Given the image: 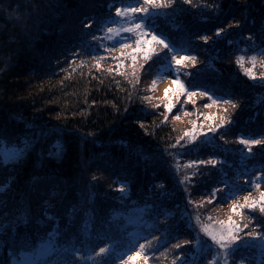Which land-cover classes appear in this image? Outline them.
I'll list each match as a JSON object with an SVG mask.
<instances>
[{"label": "trees", "instance_id": "trees-1", "mask_svg": "<svg viewBox=\"0 0 264 264\" xmlns=\"http://www.w3.org/2000/svg\"><path fill=\"white\" fill-rule=\"evenodd\" d=\"M141 6L0 0V264H264V240L246 235H264V145L240 143L264 139V0L116 13ZM173 56L179 84L155 99ZM180 85L197 95L175 96ZM230 227L240 239L227 249L204 231ZM135 244L142 256L127 260Z\"/></svg>", "mask_w": 264, "mask_h": 264}, {"label": "snow or ice", "instance_id": "snow-or-ice-1", "mask_svg": "<svg viewBox=\"0 0 264 264\" xmlns=\"http://www.w3.org/2000/svg\"><path fill=\"white\" fill-rule=\"evenodd\" d=\"M191 0H184V3H190ZM173 3V0H144V5H147L148 7L145 6H141V7H135V8H125V9H121V8H116V13L117 15H121V16H125L128 13H148L150 8H157V7H167L168 5H171ZM142 27H146L143 25V21H141V23H137L134 25V27H128V28H117V29H113V28H109L108 32L112 33V32H120V31H127V32H132L134 29L135 30H140ZM225 29L223 28H218L216 29V35L219 36ZM141 35H148V33L146 32H141ZM93 39H96V37H93ZM200 39L204 40L205 42H207L209 40V37L204 35L201 36ZM251 39V38H250ZM151 41H154L156 44L158 45H162L164 48L168 49V51L172 52L175 51V49L168 43L165 42L164 39H162L159 35H151ZM147 41H141V40H137L136 41V45L138 47H143V44L146 43ZM129 45L126 43H120V49H126ZM121 55H124V52L121 51L120 53ZM131 55V54H130ZM132 59L133 61L136 60L135 55H132ZM151 59L150 55H149V50H146L144 53V60L147 61ZM172 59L179 64L180 60H184V59H188V60H192L195 61L196 57L195 56H188V57H181L180 60H176V57L173 56ZM239 62V59L238 61ZM97 67H99V65H96ZM247 75H249L250 77H252V73L249 70L247 72ZM253 79H255L254 77H252ZM173 83H176V81H173ZM262 83H264V81H262ZM167 92V89L165 90ZM183 92L184 95H186L188 97L189 100L192 99L193 96L197 95L196 92L193 91H184V86L180 85V91H178L177 93H175V96L179 97L181 95V93ZM199 95L201 96H208L209 99L212 100V102L215 103H220L223 102L224 104H231V106L233 108L237 107V105L235 103H232L231 99H224V97H216L214 98V95H210L208 90H203L201 92H199ZM194 102V101H193ZM210 105H205V107H209ZM164 108L166 109V111L171 112L173 109V105L171 103H165L164 104ZM227 109H225L226 111ZM174 119H179L178 116H174ZM226 123L224 118H221L220 123L217 125V127H220L222 125H224ZM215 130V129H213ZM186 135H189L188 133H186ZM191 139H195L194 134L191 136ZM240 143L247 145V146H251V145H264V139H241ZM249 150H251V148L249 147ZM3 163H8L7 158H5L3 161ZM199 163H211V164H215L216 161L215 160H209V161H199ZM216 191L217 190H213L212 192V196L214 197L216 195ZM247 199V198H246ZM261 199L264 200V194H261ZM255 206L254 203H249L247 204V207L249 208H253ZM236 206H233V211H235ZM261 212H264V205L261 206L260 208ZM229 225H232L233 222L231 220V218L228 221ZM13 227H15V225L13 224ZM244 227H247V225H244ZM204 231L208 233V235L211 236V239L220 246L221 249H227L229 245H234L235 242L237 240L240 239V237L238 235H236V229L235 227H230L228 229L227 234H215L212 232H209V230L207 228H204ZM247 236L251 237V238H255V237H259L261 240H264V235H262L261 233L255 232V231H251L246 233ZM155 239V237H154ZM150 243V242H149ZM184 244L189 243V241H184ZM146 247V244H141L140 245V249H144ZM174 247H181L180 244L175 245ZM107 252V248L106 247H101L98 249V251L96 252L97 256H100L102 254H106ZM74 254L79 257V251L78 250H74ZM89 259H92V257H89ZM128 259H132L131 256L128 257Z\"/></svg>", "mask_w": 264, "mask_h": 264}, {"label": "bare ground", "instance_id": "bare-ground-1", "mask_svg": "<svg viewBox=\"0 0 264 264\" xmlns=\"http://www.w3.org/2000/svg\"><path fill=\"white\" fill-rule=\"evenodd\" d=\"M173 81H176L174 74L172 72L165 73V76L158 85V93L163 94L167 88L174 86L175 83Z\"/></svg>", "mask_w": 264, "mask_h": 264}, {"label": "rangeland", "instance_id": "rangeland-1", "mask_svg": "<svg viewBox=\"0 0 264 264\" xmlns=\"http://www.w3.org/2000/svg\"><path fill=\"white\" fill-rule=\"evenodd\" d=\"M173 70V73H174V75L176 76V71H175V69H172ZM165 76V72H162L161 74H159L156 78L159 80V81H161L162 80V78ZM158 83H157V85L154 87V91H153V94H152V97L153 98H155V99H162V98H164L165 96H166V94L170 91V90H172L171 88H167V92L166 91H164V93L163 94H159L158 93ZM216 110H220L221 111V109H216ZM133 260V259H132ZM133 261H135V259L133 260ZM133 261H130V263L129 264H132V262ZM26 263L27 264H30L31 262H30V260H27L26 261Z\"/></svg>", "mask_w": 264, "mask_h": 264}]
</instances>
